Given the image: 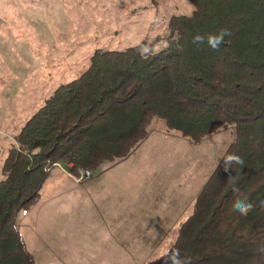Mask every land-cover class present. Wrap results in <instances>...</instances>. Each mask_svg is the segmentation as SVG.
I'll return each instance as SVG.
<instances>
[{
    "label": "trees",
    "instance_id": "obj_1",
    "mask_svg": "<svg viewBox=\"0 0 264 264\" xmlns=\"http://www.w3.org/2000/svg\"><path fill=\"white\" fill-rule=\"evenodd\" d=\"M189 2L192 13L171 17L155 44L96 50L14 138L0 167V264H35L17 219L37 204L56 166L70 164L79 178V169L92 173L124 160L151 124L194 144L231 129L224 156L245 161L238 171L217 165L170 249L190 264H264V0ZM220 29L232 35L218 50L193 44ZM237 198L253 203L247 216L233 210Z\"/></svg>",
    "mask_w": 264,
    "mask_h": 264
},
{
    "label": "rangeland",
    "instance_id": "obj_2",
    "mask_svg": "<svg viewBox=\"0 0 264 264\" xmlns=\"http://www.w3.org/2000/svg\"><path fill=\"white\" fill-rule=\"evenodd\" d=\"M192 10L189 0H0V167L30 117L55 89L88 68L96 50L124 51L143 41L153 45L166 34L171 17L190 15ZM232 139L231 129H220L194 144L177 132L159 131L151 124L147 138L126 159L98 169L110 173L126 189L123 201L125 196L128 204L144 205L143 227L133 226L130 220L122 224L117 241L125 236L128 241L118 244L113 234L115 227H109L91 212L81 214L77 205L60 214L61 220L75 223L74 230L60 227V237H73L78 251L91 258L90 264H125L107 255L132 245L137 249L132 250L133 259L128 264L156 261L157 231L159 236V230L169 221L167 241L172 242L179 223L190 214L194 199ZM86 188V183L80 187L67 185L61 204L70 206L74 198L77 204L81 199L80 203L83 200L87 206ZM51 190L52 185H48L43 197ZM45 203L44 199L40 204ZM20 214L18 230L35 264H59L54 249L37 242L34 249L30 241L46 243L50 235H37L36 240L27 232L32 213ZM51 214L54 216V211ZM132 235L137 241H129ZM167 250L166 246L160 247V257Z\"/></svg>",
    "mask_w": 264,
    "mask_h": 264
},
{
    "label": "crops",
    "instance_id": "obj_3",
    "mask_svg": "<svg viewBox=\"0 0 264 264\" xmlns=\"http://www.w3.org/2000/svg\"><path fill=\"white\" fill-rule=\"evenodd\" d=\"M58 168L62 169L60 170ZM67 168V164L64 163L56 166V168L51 172L49 178L43 185L40 192V199L37 204L33 206L29 211L24 212L28 214L32 213L30 214L31 218L27 225V232L28 234L32 235V237H35V239L37 235H44L45 237L47 235H50L49 238L46 237V243L44 241L39 242L32 239H30V241L34 246V249L36 242L45 244V246H49V248L52 250L54 249L56 251L54 253V256L59 264H67L70 259H74L71 261V264H90L92 263L91 258L88 257L87 254H83L78 251L77 247L74 244L73 237H69L63 240L60 237V227L74 230L72 228H74L75 226V223L73 221H70L68 219L61 220L60 214L68 212L70 210L69 207H72V209H74L75 207H77V205L81 214H85L88 212L89 214L90 212L96 214L101 222L109 225V227H115L113 234L114 236H116V242L119 244L120 242L128 241L127 236H125L123 240L120 239V241H117L120 237L119 235L121 233L122 224L130 220L133 226H140L141 228L143 227L145 217L144 205L142 203L128 204L125 197L126 189H122L121 186L117 184V181L113 180V178L109 176L110 173L100 171L92 172L91 177L86 179L87 182H84L85 180H82L80 177H72L67 171ZM57 169L59 171H57ZM83 183H86L87 185V188L83 189L84 192L88 194L87 206L85 202H83V200L82 203H80L81 199L77 204L74 201V198L70 206L61 204V196L67 190V185H79L80 187V185H82ZM48 185H52V190L46 197H43L44 189L48 187ZM122 195H125L124 201L123 198H121ZM44 199L46 203L41 205L40 203H42ZM51 211H54V216L53 214H51ZM20 215L21 214H19L17 219L18 229ZM169 226V221L165 222L162 229L159 230V236L157 231V235L154 238L156 245L155 249L158 252L155 253V256H157L156 261L151 263V259H148V261H146L144 264H154L161 258L160 247L164 248L166 246L168 250L172 247L176 236L173 234L172 242L169 243V241H167V238L169 239L170 237ZM157 227L158 226H156V228ZM165 227H167V229H165ZM173 227L174 225L172 226V229ZM39 230H41V234L39 233ZM22 237L27 249L29 250L31 255H33L28 247L26 239L23 235ZM129 241H137V238L132 235ZM116 249L117 250L115 252L108 253L107 257L112 259V261H114V259H117L119 261H124L125 264H128L131 261L130 259H133L132 250L137 249V247L136 245H132L130 248ZM132 262L134 261L132 260Z\"/></svg>",
    "mask_w": 264,
    "mask_h": 264
},
{
    "label": "clouds",
    "instance_id": "obj_4",
    "mask_svg": "<svg viewBox=\"0 0 264 264\" xmlns=\"http://www.w3.org/2000/svg\"><path fill=\"white\" fill-rule=\"evenodd\" d=\"M232 35L231 31L228 29H220L216 34H208L207 36L196 35L193 38V44L199 46L201 44H206L207 47L212 50H218L222 43L226 42V37H230ZM146 51V50H142ZM223 162V168L225 172H229V170L238 171L239 168H242L245 161L243 158L237 154L229 153L225 155L222 160H217V165L220 162ZM237 176H229V182L232 186V191L234 194L240 193V188L237 186ZM259 206L264 208V200L259 202ZM233 210L240 213L242 216H247L249 212H251L254 208L253 203L249 202L247 198H237L232 205ZM261 252H264V248L260 249ZM163 260V264H190V261L186 257L181 256L180 249L168 250L165 252L164 256L161 257Z\"/></svg>",
    "mask_w": 264,
    "mask_h": 264
},
{
    "label": "built area",
    "instance_id": "obj_5",
    "mask_svg": "<svg viewBox=\"0 0 264 264\" xmlns=\"http://www.w3.org/2000/svg\"><path fill=\"white\" fill-rule=\"evenodd\" d=\"M70 166H71V165L68 164V167H70ZM78 173H79V177H80L81 179H88V178H90V176H91V173L88 172V171H86V170H84V169H79Z\"/></svg>",
    "mask_w": 264,
    "mask_h": 264
}]
</instances>
